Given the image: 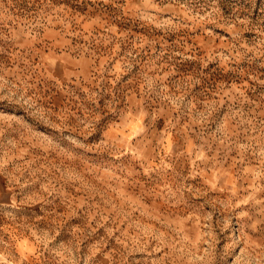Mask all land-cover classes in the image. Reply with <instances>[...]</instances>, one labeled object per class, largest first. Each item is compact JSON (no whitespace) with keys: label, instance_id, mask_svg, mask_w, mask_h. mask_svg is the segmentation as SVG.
Returning a JSON list of instances; mask_svg holds the SVG:
<instances>
[{"label":"rangeland","instance_id":"1","mask_svg":"<svg viewBox=\"0 0 264 264\" xmlns=\"http://www.w3.org/2000/svg\"><path fill=\"white\" fill-rule=\"evenodd\" d=\"M0 264H264V0H0Z\"/></svg>","mask_w":264,"mask_h":264}]
</instances>
